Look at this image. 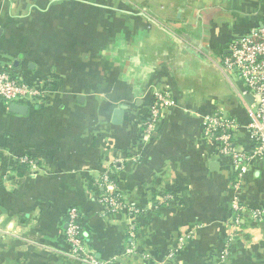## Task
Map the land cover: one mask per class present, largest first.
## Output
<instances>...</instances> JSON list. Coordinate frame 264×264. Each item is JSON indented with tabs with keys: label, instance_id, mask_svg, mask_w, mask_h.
Listing matches in <instances>:
<instances>
[{
	"label": "crops",
	"instance_id": "obj_1",
	"mask_svg": "<svg viewBox=\"0 0 264 264\" xmlns=\"http://www.w3.org/2000/svg\"><path fill=\"white\" fill-rule=\"evenodd\" d=\"M263 21L264 0H0V70L46 83L24 113L0 101V264H82L72 207L98 260L264 264V220L235 225L231 208L264 209V157L239 176L201 136L216 103L247 122L222 59ZM165 83L172 110L145 138L139 117ZM235 143L253 147L244 127ZM104 174L145 213H106Z\"/></svg>",
	"mask_w": 264,
	"mask_h": 264
},
{
	"label": "built area",
	"instance_id": "obj_2",
	"mask_svg": "<svg viewBox=\"0 0 264 264\" xmlns=\"http://www.w3.org/2000/svg\"><path fill=\"white\" fill-rule=\"evenodd\" d=\"M222 65L228 73H234L241 82V100L248 120L241 125L236 118L216 103L213 111L202 117L201 136L203 140L213 143L220 155L231 159L233 167L238 170L240 176L252 158L264 157V21L260 26L252 27L230 43L228 54L222 59ZM45 92V81L14 75L5 69L0 70V101L5 103L41 101L45 97ZM246 95H251V102L247 101ZM172 106L170 86L166 83L155 85L153 100L147 107L146 115L139 117L142 126L140 134L145 138L150 137L163 117L170 113ZM240 127H244L250 134L253 141L251 150H243L235 143V135ZM25 160L27 159L22 157L21 161ZM101 184L106 190L99 200L106 213L123 214L127 219L145 213L142 207L125 202L113 187L109 175L104 174L101 177ZM234 187H237V183ZM231 208L234 212L235 225L243 215L249 216L253 221L264 220L263 208L246 207L236 198L232 200ZM66 221L65 237L71 257L80 260L82 264H116L111 260H98L86 250L80 236L81 226L76 208L68 209Z\"/></svg>",
	"mask_w": 264,
	"mask_h": 264
},
{
	"label": "water",
	"instance_id": "obj_3",
	"mask_svg": "<svg viewBox=\"0 0 264 264\" xmlns=\"http://www.w3.org/2000/svg\"><path fill=\"white\" fill-rule=\"evenodd\" d=\"M246 99L248 102L252 101L251 95H246ZM8 108L10 111L17 112V113H24L27 109L26 106L21 105L19 103H9ZM122 111L120 109H117L114 111V122H119L121 117Z\"/></svg>",
	"mask_w": 264,
	"mask_h": 264
}]
</instances>
